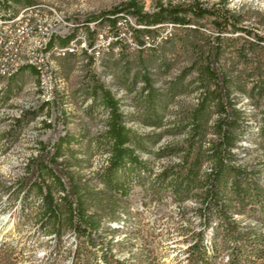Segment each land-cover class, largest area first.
I'll use <instances>...</instances> for the list:
<instances>
[{
    "label": "trees",
    "instance_id": "trees-1",
    "mask_svg": "<svg viewBox=\"0 0 264 264\" xmlns=\"http://www.w3.org/2000/svg\"><path fill=\"white\" fill-rule=\"evenodd\" d=\"M32 5L35 0H2L0 18ZM120 14L130 19L127 38L119 37ZM95 22L109 25L116 37L102 63L136 110L126 113L112 89L94 81L85 90L92 103L71 129L76 117L62 109L65 98L52 77L53 98L41 100L0 136V145L4 138L16 140L30 119L54 115V122L44 121L54 139L37 143L26 175L7 192L23 193L58 245L67 232L79 240L74 264H264V159L249 165L242 156L264 157V12L233 7L230 0H155L149 10L131 0ZM83 26L93 39L96 29ZM76 34L54 36L48 48H64ZM72 70L70 65L67 75ZM26 72L37 75L41 94L34 66L0 78L13 81ZM154 159L167 160L159 172ZM135 195L144 207L168 196L196 203L180 214L176 229L186 245L169 262L151 250L140 221L126 239L116 240L124 226L112 224L134 218ZM189 213L200 220V230L185 217ZM124 251L127 258L117 256ZM12 260L10 251L0 254L1 264Z\"/></svg>",
    "mask_w": 264,
    "mask_h": 264
},
{
    "label": "rangeland",
    "instance_id": "rangeland-1",
    "mask_svg": "<svg viewBox=\"0 0 264 264\" xmlns=\"http://www.w3.org/2000/svg\"><path fill=\"white\" fill-rule=\"evenodd\" d=\"M127 1L131 0H35V4L45 5L51 10L44 16V24H52L53 19L57 18L58 14V16H63L72 25L71 29H77V36L74 40L75 45L78 43L74 51L77 55L71 61L55 58L52 73L55 87L65 98V104H63L62 109L73 113L76 117L75 121L70 124L71 129L76 128L78 118L83 117L84 111L92 103V98L85 90L94 81L103 83L106 87L111 88L121 101L122 109L126 113L136 110L133 104V97L128 94L125 88L120 87L116 83L115 77L104 69L102 63L103 53L107 52L108 45L116 37L109 25L96 27L95 22V19ZM154 1L138 0L146 10L151 8ZM206 1L214 2L217 0ZM230 1L233 7L243 6L246 10L264 12V0ZM25 7L27 6L18 7L17 12H20ZM1 19L0 29L4 27L2 25H6L3 23L10 21V18L7 20ZM127 22L130 23V19L120 14V38L129 37ZM86 24L92 30L96 29L93 39L91 37L89 39V33L84 29L83 25ZM70 32L57 30V35L66 36ZM80 35H84V40L80 39ZM102 35L104 38H101ZM91 40H93L92 44ZM82 49L84 52L81 51ZM96 50L99 51V55L93 52ZM121 51L122 48L120 46L114 48L116 58H119ZM89 57H94V60L90 62ZM70 65L73 70L67 75ZM49 82L53 87L52 79ZM40 83H42L41 94L38 90L39 78L33 73L26 72L23 78L13 81L0 78V136H7L11 132L15 120L24 116L27 111L37 106L41 100L49 101L51 99L47 100L44 97L46 92L45 80L41 78ZM100 110L102 111L103 109L100 108ZM46 119L54 122V115L49 116L45 112L41 116L30 119L29 124L25 126L16 140L9 142L7 138H4L2 139L3 144L1 143L0 145V254L6 250L10 251L13 264H74L73 256L79 245V240L74 238L71 232L64 234L58 245L57 240L53 236H49L42 230L39 222L32 214L31 203H24L23 193L12 197L7 192V190H13L17 182L26 175L29 160L38 154L37 143L40 141L49 142L54 139L56 132L44 126ZM98 120L100 121L95 127L101 128L103 126L101 117ZM139 126L137 123L134 124L137 129L141 128ZM59 129H62V126ZM243 144L248 148L254 149L256 147L246 142ZM242 156L245 159L244 163L249 165H259V162L264 159L261 152L256 153L253 157L247 154H242ZM166 163L167 160L154 159L153 169L159 172ZM140 191L139 188L135 190L136 194ZM141 198L139 195H135L132 198V216L134 218L128 223L112 224L113 227L124 226L123 231L116 235V240L126 239L127 231L136 229L139 225L138 221H140L141 229L151 250L154 249L156 251L162 262H169L186 245L184 242L185 236L176 229L178 222L181 221L180 214L184 209L190 210L196 203L188 201L185 204H179L168 196L161 205L155 202L144 207ZM185 217L193 221V227L196 231L201 229V226H199L200 220L195 215L189 213ZM187 224L185 223L184 226ZM208 230L211 232V229ZM137 249L138 247H135L134 251L137 252ZM116 254L121 258L128 257L127 251L116 252Z\"/></svg>",
    "mask_w": 264,
    "mask_h": 264
},
{
    "label": "built area",
    "instance_id": "built-area-1",
    "mask_svg": "<svg viewBox=\"0 0 264 264\" xmlns=\"http://www.w3.org/2000/svg\"><path fill=\"white\" fill-rule=\"evenodd\" d=\"M49 8L42 4L32 5L30 10L24 12L23 18L19 22H13L12 25H5V35L1 39L2 42L11 45V55H5L6 72L12 75L15 69L16 54L18 45L21 40H26L28 34L33 30V24L42 25V38L37 41L32 49L31 59L28 61L39 62V68L42 70L43 79L45 80L46 97L53 98V87L47 79V72L44 66V55L40 54V46L44 39L50 36L52 30L72 31V25L64 19L63 16H58L53 19L52 24H44V16L47 14ZM1 25V21H0ZM101 38H104L102 35ZM80 39H84V35H80ZM78 45V43L76 44ZM56 51V49H55ZM99 55V51H93Z\"/></svg>",
    "mask_w": 264,
    "mask_h": 264
},
{
    "label": "bare ground",
    "instance_id": "bare-ground-1",
    "mask_svg": "<svg viewBox=\"0 0 264 264\" xmlns=\"http://www.w3.org/2000/svg\"><path fill=\"white\" fill-rule=\"evenodd\" d=\"M31 7H26L22 9L19 13L11 16L10 21H6L3 24L6 25H12L13 22H19L23 18L24 12L26 10H30ZM0 29V51H1V57H0V74L4 76H12L17 71L24 66H34L37 68L40 73H41V78L43 79V73L42 70L39 68V62H34V61H28L27 59H31V54H32V49L35 46L37 41H40L42 38V26L40 24H33V30H31V34H28V37L26 40H21L18 45V51L16 54V61H15V69L12 75L7 74L6 72V60H5V55H11V45L4 43L1 41L3 36L5 35V25H2ZM57 35V30H52L50 31V36L45 38L43 43L40 46V54L44 55V66H45V71L47 72V79L51 80L52 79V73H53V63L54 59L57 56H62L65 55L66 53L74 52L76 45L75 39L70 42V45L66 48H58V47H53V48H48V44L52 37ZM84 40V39H83ZM77 41V40H76ZM80 42V41H79ZM56 49V51H55ZM44 97H46V92L44 94ZM51 97H46V99H50Z\"/></svg>",
    "mask_w": 264,
    "mask_h": 264
}]
</instances>
